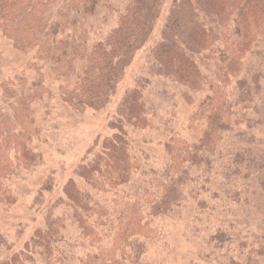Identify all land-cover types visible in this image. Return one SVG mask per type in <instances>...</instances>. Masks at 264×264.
<instances>
[{
    "label": "trees",
    "instance_id": "trees-1",
    "mask_svg": "<svg viewBox=\"0 0 264 264\" xmlns=\"http://www.w3.org/2000/svg\"><path fill=\"white\" fill-rule=\"evenodd\" d=\"M163 3L0 0V40L22 61L20 70L6 66L0 50V205L15 204L13 179L42 164L41 144L57 127L58 109L79 116L113 104ZM263 43L264 0H171L146 75L112 109V132L93 140L60 195L52 198L54 181L44 179L34 198L38 226L20 246L0 231V264H148L160 220L191 204L214 210L204 189L209 200L244 206L248 200L232 186L246 182L250 195L264 199V152L251 148L264 124ZM251 55L258 62L249 70ZM175 87L193 106L192 141L162 121ZM253 110L260 118H251ZM146 129L160 132L157 166L149 161L153 141L135 134ZM251 236L219 229L210 242L237 244L227 264H261L264 233Z\"/></svg>",
    "mask_w": 264,
    "mask_h": 264
},
{
    "label": "rangeland",
    "instance_id": "rangeland-1",
    "mask_svg": "<svg viewBox=\"0 0 264 264\" xmlns=\"http://www.w3.org/2000/svg\"><path fill=\"white\" fill-rule=\"evenodd\" d=\"M171 0H164L160 17L155 23L150 39L134 55L130 66L118 85L116 99L113 104L100 111L87 110L81 115L73 112L57 111L53 123L57 125L54 133L50 134L43 143L41 149L44 152L42 164L34 172H23L21 176L13 179L11 187L17 197L15 204L6 206L0 205V231L12 243L22 245L33 230L38 226L40 217L34 206V198L41 190V185L46 177L54 181L52 198L60 195L64 184L72 177L73 169L79 164L86 149L93 143L97 136H103L112 132L108 127V120L112 116V109L118 102L124 89L134 82L133 79L145 76L148 67L146 55L152 43L160 34L162 24L165 20L168 6ZM264 48V43L261 45ZM6 43L0 40L2 60L6 66H14L21 69V56H17L6 50ZM258 62L256 55L247 59L249 70ZM31 75V71H26ZM264 73V69H263ZM262 89L260 98L264 93V77L261 78ZM170 89V84L168 85ZM175 99L169 103V108L162 116V121L170 122L176 133L192 141L198 133L195 124L189 129V111L192 104L184 99L183 89L175 87ZM154 90V94H155ZM153 94V95H154ZM259 98V97H258ZM167 101V100H166ZM261 100L259 99V102ZM159 103V101H157ZM60 112V113H59ZM173 113L171 115L170 113ZM58 115H60L58 117ZM251 118H260V115L253 110L249 114ZM160 122V120H158ZM161 131L162 129L159 128ZM256 142L251 145L255 151L264 152V124L258 129ZM138 137H145L152 140L149 161L152 166L162 163L161 146L158 144L160 132L153 129L135 130ZM169 131H167L168 136ZM233 190L241 193L242 200L247 204L239 206L236 202L217 197L209 200L210 197L204 194L209 206H215L211 213H201L194 205L189 206V212H182L180 216L164 218L156 225L161 229L156 241L152 242L146 254L148 264H227L229 257L237 258V244L223 245L222 249L215 246L211 241L212 235L222 230H232L240 233L245 239H253L251 234H257L256 238L262 240L264 224L260 216H264V199H261L257 192L250 195L246 182L234 181ZM245 189V190H243ZM243 190V191H241ZM227 210V212H226ZM231 232V231H230ZM18 246V247H19ZM264 264V261L261 263Z\"/></svg>",
    "mask_w": 264,
    "mask_h": 264
}]
</instances>
